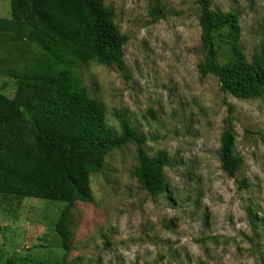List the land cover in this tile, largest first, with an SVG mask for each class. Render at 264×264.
<instances>
[{"label":"rangeland","instance_id":"1","mask_svg":"<svg viewBox=\"0 0 264 264\" xmlns=\"http://www.w3.org/2000/svg\"><path fill=\"white\" fill-rule=\"evenodd\" d=\"M113 25L129 38L124 72L79 64V86L105 108L115 136L126 123L163 154L164 192L144 191L132 176L137 148L105 156L91 176L92 203L70 208L41 199L0 196V264H264V98L225 94L217 78L202 79L198 0H105ZM212 10L238 16L239 47L247 61L264 55V0H211ZM0 0V19H11ZM41 56L25 38L0 47V95L17 99L18 75ZM231 46L221 47L220 62ZM233 107L238 179L220 160ZM8 144L15 145L11 140ZM238 180H246L241 188ZM68 210L72 252L66 256L55 221Z\"/></svg>","mask_w":264,"mask_h":264},{"label":"trees","instance_id":"2","mask_svg":"<svg viewBox=\"0 0 264 264\" xmlns=\"http://www.w3.org/2000/svg\"><path fill=\"white\" fill-rule=\"evenodd\" d=\"M200 6L202 79L214 76L221 90L242 100L264 98V55L247 61L239 47L237 15ZM11 19H0V47L25 38L37 44L41 56L31 70L18 75L17 99L0 95V196L41 199L63 204L92 203L91 176L101 173L105 156L126 145L137 148L138 167L132 173L141 188L156 197L164 192L160 154L151 158L146 141L126 123L115 136L104 106L79 86V64L116 66L124 72V47L129 41L114 27L105 0H11ZM232 56L220 62L221 47ZM233 107H229L221 139L220 160L228 175L238 179L244 160L236 152ZM14 140L15 145L8 144ZM247 188L246 180H238ZM68 210L55 221L66 256L72 252ZM48 264V263H38Z\"/></svg>","mask_w":264,"mask_h":264}]
</instances>
